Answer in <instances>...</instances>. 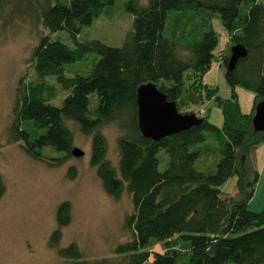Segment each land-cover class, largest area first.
I'll use <instances>...</instances> for the list:
<instances>
[{"label":"trees","instance_id":"obj_1","mask_svg":"<svg viewBox=\"0 0 264 264\" xmlns=\"http://www.w3.org/2000/svg\"><path fill=\"white\" fill-rule=\"evenodd\" d=\"M35 1H42L40 7ZM41 1L0 0V19L35 9V20L48 34L33 50V70L39 79L54 77L68 94L56 106L42 97L43 85L21 80L11 139L21 142L36 160L44 161V149L50 147L63 158L49 164H61L72 156L69 123L76 124L92 138L90 164L106 194L118 198L127 192L133 206L125 223L131 240L114 250L119 261L81 262L83 255L75 243L59 248L62 230L71 223L69 201L56 210L57 227L49 246L60 258L81 264H264V207L258 212L248 209L259 178L250 156L264 142V133H255L251 125L255 106L264 99V0H146V4L129 0L126 10L133 22L120 47L78 40L82 28L113 0ZM214 16L227 29L232 45H243L248 52L233 71L227 70L230 56L224 59L225 79L232 89L229 100L202 84L217 46ZM59 31L69 35L73 46L51 40L50 34ZM89 54L99 56L89 73L77 70L68 76L66 66ZM186 81L191 83L187 86ZM148 83L175 102L182 114H194L181 112L183 107L214 98L222 125L203 116L200 125L159 141L143 137L137 91ZM237 84L254 92L250 113L240 109L233 90ZM197 86L205 94L199 100ZM109 124L120 131L117 166L108 159L107 140L100 132ZM162 150L168 157L164 170L159 168ZM203 156L218 157L213 170L197 167ZM233 177L238 193L223 198L221 187ZM2 193L1 186L0 197ZM158 243L163 244V253L153 251Z\"/></svg>","mask_w":264,"mask_h":264},{"label":"rangeland","instance_id":"obj_2","mask_svg":"<svg viewBox=\"0 0 264 264\" xmlns=\"http://www.w3.org/2000/svg\"><path fill=\"white\" fill-rule=\"evenodd\" d=\"M128 1L113 0V4L107 5L99 18L82 28L78 40H99L112 47L122 46L133 22L132 15L126 10ZM39 3L42 1L36 2V8L40 7ZM140 3L146 4V0H140ZM33 12L27 10L26 14H14L10 20L8 16L0 19V183L3 190L0 197V264H81L102 259L119 261L121 258L114 254L115 248L131 240L125 224L126 218L133 213L131 197L124 192L120 197L113 198L104 191L96 169L90 164L91 136L83 134L76 124L69 123L74 139L73 149H79L84 155L80 158L72 155L61 164L55 162L56 165L49 163L53 158H63V154L46 147L45 160H36L24 151L21 142L11 139L13 107L21 80L43 85L42 97L56 106H61L68 94L55 82L54 77L39 79L33 70L30 62L33 50L47 33L35 20ZM211 24L218 40L210 70L204 75L202 84L208 89H216L217 66L222 63L219 67L225 73L224 59L231 55L233 45L218 16L212 17ZM50 37L51 40L58 39L73 46V41L64 31L50 34ZM97 60L98 55L89 54L83 60L67 65V75L77 70L87 75L92 63ZM190 83L186 81L187 86ZM196 89V99L205 95L202 86ZM233 90L242 113H250L254 107V92L240 84ZM218 92L224 98L232 96L231 88L226 92L224 87H219ZM210 101L188 105L181 112L193 111L198 117L207 116L212 124L220 127L223 121L221 108L214 98L213 103ZM100 132L107 140L108 159L117 166L120 131L115 124H109ZM158 157L159 168L164 170L168 162L165 151L162 150ZM250 158L252 169L256 168L259 178L248 209L258 212L264 207V142L254 149ZM217 161L218 157L203 156L197 162V167L200 170H213ZM222 193L223 198L233 197L238 193L237 186L230 192ZM64 201L71 203V223L62 230L59 248L75 243L83 255L79 263L60 258L57 249L49 246L51 233L57 227L56 210ZM153 251L163 253V244L154 245Z\"/></svg>","mask_w":264,"mask_h":264},{"label":"water","instance_id":"obj_3","mask_svg":"<svg viewBox=\"0 0 264 264\" xmlns=\"http://www.w3.org/2000/svg\"><path fill=\"white\" fill-rule=\"evenodd\" d=\"M230 53L227 70L233 71L238 61L245 58L248 52L243 45L236 44L231 47ZM137 106L139 130L143 137L153 141L186 131L203 122L195 114L180 113L177 104L168 101L166 95L153 83L138 88ZM251 125L255 133H264V99L256 104ZM72 155L80 158L84 152L74 148Z\"/></svg>","mask_w":264,"mask_h":264},{"label":"crops","instance_id":"obj_4","mask_svg":"<svg viewBox=\"0 0 264 264\" xmlns=\"http://www.w3.org/2000/svg\"><path fill=\"white\" fill-rule=\"evenodd\" d=\"M221 64L222 63L218 64V66H217V79H218V82L215 83L216 84V87L215 88L217 89V95L216 96H219L220 98L223 99L224 96L221 93L218 92L219 87H224V89H225L226 92H228V90H230V88H229V86H227L226 79L224 78L225 77V73H223L222 68L219 67ZM229 99H231V96L225 97L223 100H229ZM210 103H213V101L211 100ZM236 181H237V179L235 177L230 178L221 187V191L222 192H225V193L230 192L232 189H234V187H236ZM229 189H231V190L229 191Z\"/></svg>","mask_w":264,"mask_h":264}]
</instances>
